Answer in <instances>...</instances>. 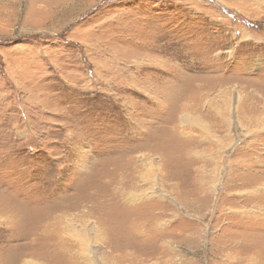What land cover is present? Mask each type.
I'll return each mask as SVG.
<instances>
[{"label":"rangeland","instance_id":"rangeland-1","mask_svg":"<svg viewBox=\"0 0 264 264\" xmlns=\"http://www.w3.org/2000/svg\"><path fill=\"white\" fill-rule=\"evenodd\" d=\"M0 264H264V0H0Z\"/></svg>","mask_w":264,"mask_h":264}]
</instances>
